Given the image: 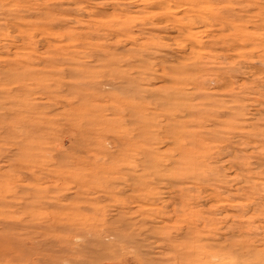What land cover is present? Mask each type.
<instances>
[{
	"label": "rangeland",
	"instance_id": "1",
	"mask_svg": "<svg viewBox=\"0 0 264 264\" xmlns=\"http://www.w3.org/2000/svg\"><path fill=\"white\" fill-rule=\"evenodd\" d=\"M0 264H264V0H0Z\"/></svg>",
	"mask_w": 264,
	"mask_h": 264
},
{
	"label": "bare ground",
	"instance_id": "2",
	"mask_svg": "<svg viewBox=\"0 0 264 264\" xmlns=\"http://www.w3.org/2000/svg\"><path fill=\"white\" fill-rule=\"evenodd\" d=\"M118 141H120V139H119ZM114 144H115V142H114ZM114 144H113V145H114ZM115 145H116V144H115ZM111 155H112V154H111Z\"/></svg>",
	"mask_w": 264,
	"mask_h": 264
}]
</instances>
